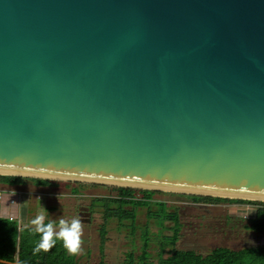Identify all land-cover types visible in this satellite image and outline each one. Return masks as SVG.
I'll use <instances>...</instances> for the list:
<instances>
[{"label": "water", "instance_id": "1", "mask_svg": "<svg viewBox=\"0 0 264 264\" xmlns=\"http://www.w3.org/2000/svg\"><path fill=\"white\" fill-rule=\"evenodd\" d=\"M0 176L264 201V0H0Z\"/></svg>", "mask_w": 264, "mask_h": 264}, {"label": "rangeland", "instance_id": "2", "mask_svg": "<svg viewBox=\"0 0 264 264\" xmlns=\"http://www.w3.org/2000/svg\"><path fill=\"white\" fill-rule=\"evenodd\" d=\"M54 182H57L56 185L34 187L32 182L27 180L26 185L20 186L24 191L35 192L33 196L30 195V201H27L28 205L25 206V211L21 215V225L34 228L30 223L31 220L44 213V210L47 212L44 213L45 223L53 221L55 225H58L59 219H65L69 223L74 218L80 219L82 222L81 251L75 255L79 264H99V261H105L107 264H125L129 253H132L135 261H138L142 253L144 231H148L147 261L151 264H157L161 253L167 255L173 249L193 250L205 255L219 247L240 250L264 246V232L258 234L249 228L252 210H247L245 205L228 202L195 203L189 194L152 191L154 192L153 201L166 202L168 211L176 208L180 215L183 226L179 228L175 245H172L168 239L173 234L172 227L158 229L161 221L157 223L159 216L156 222L154 219H149L146 207L136 209L134 234L131 233L129 220L121 222L116 218L106 220L104 211L98 204L93 214L89 216V221L86 220L88 216L79 218L78 212L89 211L94 200L115 195L113 191L116 186L75 181ZM51 194H58V196ZM8 197L7 194L4 195L5 200ZM151 207L152 210L157 209L156 206ZM0 210H2L1 217L5 220L8 219L9 212L13 213L5 205L0 207ZM165 224L172 226L171 222ZM55 225L54 231L58 232L59 228ZM102 227L106 232L103 252L99 251Z\"/></svg>", "mask_w": 264, "mask_h": 264}, {"label": "trees", "instance_id": "3", "mask_svg": "<svg viewBox=\"0 0 264 264\" xmlns=\"http://www.w3.org/2000/svg\"><path fill=\"white\" fill-rule=\"evenodd\" d=\"M27 180H30L35 187H44L57 182L51 180H42L34 178H24L16 176H0V184L7 186H24ZM117 190L116 198H103L94 200L101 202L104 210L105 219L116 218L120 222L129 220L131 222V233L135 231V215L138 207H148L149 203H158L159 212L148 210V216L158 215L161 220L170 219L177 222L176 212H167L165 202L152 201L154 192L149 190H136L132 188H115ZM136 192L142 193V198L135 199ZM124 196L130 197L124 199ZM190 198L195 203H251L239 199H226L207 196L191 195ZM151 201V202H150ZM251 231L261 234L264 232V207L258 208L255 215L249 220ZM177 231V229H175ZM106 232L102 227L100 232V249H103ZM18 238V240H17ZM177 234L170 238L172 245L175 244ZM41 240V234L35 233L32 228L24 227L17 233V225L9 220H0V259L20 264H77L73 255L67 254L61 240H56L54 246L48 252L41 251L33 254V249ZM142 253L135 261L134 255L129 253L125 264H151L147 261L149 256L148 243L149 237L146 233L142 235ZM17 250V252H16ZM15 254V255H14ZM17 255V259H16ZM104 264V263H101ZM157 264H264V246L248 247L240 250H231L228 248H214L208 254L202 255L193 250H177L163 257L159 256Z\"/></svg>", "mask_w": 264, "mask_h": 264}, {"label": "clouds", "instance_id": "4", "mask_svg": "<svg viewBox=\"0 0 264 264\" xmlns=\"http://www.w3.org/2000/svg\"><path fill=\"white\" fill-rule=\"evenodd\" d=\"M44 213H47L44 210ZM42 213L37 215L31 220L32 229L35 233L41 234V240L33 249V254H38L41 251L48 252L54 246L56 240L63 242V247L71 255H77L81 251V234H82V222L80 219H72L69 223L65 219H59L58 225L55 222L49 221L45 223L46 215ZM55 227L59 228V231H54Z\"/></svg>", "mask_w": 264, "mask_h": 264}, {"label": "flooded vegetation", "instance_id": "5", "mask_svg": "<svg viewBox=\"0 0 264 264\" xmlns=\"http://www.w3.org/2000/svg\"><path fill=\"white\" fill-rule=\"evenodd\" d=\"M55 185H56V184H55ZM34 187H35V186H34ZM114 190H115V191H113V192H115V193L117 194V190H116V189H114ZM139 193H141V192H139ZM141 195H142V193H141ZM152 201H153V200H152ZM150 202H151V201H150ZM165 203H166V202H165ZM96 204L100 205V206L102 207V209H103V206H102L101 202L94 201V202H92V204H91V209H90L89 211H79V212H78V216H79V218L82 217V216H88V218H86V220L89 221V220H90L89 216H90L91 214H93V211H94V209L96 208ZM151 206H156L157 209H156V210H152V207H151ZM167 207H168V205H167V203H166V204H165V209H166V210H167ZM138 208H141V207H138ZM138 208H137V209H138ZM146 208H147V211H148V210H151V211H153V212H159V209H160L159 206H158V203H152V202L149 203V206L146 207ZM103 211H104V210H103ZM167 212H176V213H177L176 208L172 209V211H168V210H167ZM147 217H148L149 219H154L155 222H156V218L158 217V215L149 217L148 214H147ZM160 220H161V219L158 218L157 223H159ZM166 222H171V223H172V226H167V225L165 224ZM157 223H156V224H157ZM158 225H159V224H158ZM182 226H183V224H182V222L180 221V215L177 213V222L174 221V220H170V219L161 220L158 229H169V228L172 227L171 229H172V231H173V234H172L171 237H170V238H172L175 234H177V237H178V231H179V228H182ZM175 229H177V231H175ZM144 233H146V234L148 235V231H147V232L144 231ZM144 233H143V234H144ZM100 238H101V237H100ZM170 238H168L169 241H170ZM176 241H177V239H176ZM105 242H106V241H105ZM170 243H171V242H170ZM175 243H176V242H175ZM174 245H175V244H174ZM104 246H105V243H104ZM104 246H103V249H104ZM148 248H149V243H148ZM103 249H100V244H99V251L103 252ZM172 251H173V250H171L167 255H169ZM69 255H71V254H69ZM160 255H162L163 257H166V256H167V255H163L162 253H161ZM73 256H74V258H75L77 264H79L78 261H77V259H76V257H75V255H73ZM101 263L107 264L105 261H104V262H103V261H99V264H101Z\"/></svg>", "mask_w": 264, "mask_h": 264}, {"label": "crops", "instance_id": "6", "mask_svg": "<svg viewBox=\"0 0 264 264\" xmlns=\"http://www.w3.org/2000/svg\"><path fill=\"white\" fill-rule=\"evenodd\" d=\"M0 191H2V198H3V204L0 206V207H3L4 205L7 206L8 208L11 209V212L13 213H8V216H13V217H19L20 215L23 214V212L25 211V206L27 207V201H30L29 198L31 197L30 195L33 196V194L35 193L34 191H24L20 186H7V185H3V184H0ZM27 192L26 195H25V198H24V201L23 199L21 200V203L23 201V203L21 204L20 201H18V194L17 192ZM7 194L9 197L5 200L4 199V195ZM51 195H55V196H58V194H51ZM11 200H16L18 201L19 203H16V204H10V201ZM2 215V210H0V220H2L3 218L1 217ZM8 217V218H9ZM5 220V219H3ZM8 220V219H7ZM12 222V221H11ZM25 226L22 225L20 230L23 229ZM26 228V227H25ZM33 229V228H32ZM18 233V232H17ZM20 233V231H19ZM19 236V234H18ZM17 252V250H16ZM15 255V254H14ZM16 259H17V255H16ZM17 261V260H15Z\"/></svg>", "mask_w": 264, "mask_h": 264}, {"label": "built area", "instance_id": "7", "mask_svg": "<svg viewBox=\"0 0 264 264\" xmlns=\"http://www.w3.org/2000/svg\"><path fill=\"white\" fill-rule=\"evenodd\" d=\"M115 188H119V187H115ZM17 194H18V201H20V203H21V200L23 199V201H24V198H25V195H26V193H24V192H17ZM116 195L117 194H115V195H111V196H107V197H105V198H116ZM134 196H135V199H140V198H142V195L141 194H139V193H135L134 194ZM124 199H129L130 197H128V196H124L123 197ZM18 201H16V200H11L10 201V204H16V203H19ZM23 201H22V203H23ZM245 201H249V202H251V203H246V204H240V205H245V207H246V209L247 210H252V216H251V218L255 215V212H256V210L258 209V208H262V207H264V201H253V200H245ZM21 203V204H22ZM3 204V198H2V191H0V206ZM21 215L19 216V217H13V216H10L9 218H8V220L9 221H12V222H15L16 223V225H17V232H18V234H19V231H20V228H21ZM17 240H18V238H17Z\"/></svg>", "mask_w": 264, "mask_h": 264}]
</instances>
